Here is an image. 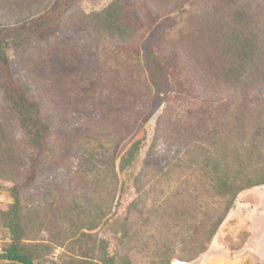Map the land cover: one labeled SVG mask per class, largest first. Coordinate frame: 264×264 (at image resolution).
I'll use <instances>...</instances> for the list:
<instances>
[{
    "label": "trees",
    "instance_id": "16d2710c",
    "mask_svg": "<svg viewBox=\"0 0 264 264\" xmlns=\"http://www.w3.org/2000/svg\"><path fill=\"white\" fill-rule=\"evenodd\" d=\"M133 2L144 27L129 24ZM75 3L0 0V192L11 199L0 259L132 264L135 250L147 264H190L237 195L264 185L262 20L240 0H111L74 15L76 39L114 48L143 74L146 97L125 130L106 103L56 126L48 84L14 77L9 52L50 58Z\"/></svg>",
    "mask_w": 264,
    "mask_h": 264
},
{
    "label": "rangeland",
    "instance_id": "374dc122",
    "mask_svg": "<svg viewBox=\"0 0 264 264\" xmlns=\"http://www.w3.org/2000/svg\"><path fill=\"white\" fill-rule=\"evenodd\" d=\"M110 1L76 0L73 7L75 12L66 13L59 32L48 45L50 58L35 61L30 50L9 52L14 77L24 79L39 75L37 85L48 84L45 107L50 106L53 113L59 108L55 116L56 126L66 119L84 121L88 119L87 116L104 114L99 107L106 103L113 113L112 128L125 130L129 119L133 120L140 104L145 102L141 72L134 71L114 48H107L103 52L102 47L95 48L87 45L85 40L76 39L78 35L73 32L78 23L74 15L78 17L81 16L80 12L99 11ZM240 1L255 11L264 25V0ZM128 11L131 26L144 27L147 24L136 2L131 4ZM42 51L48 52L45 49ZM100 73L103 76L98 86L97 80L92 78ZM165 129L172 130V126L168 124ZM10 202L8 195L0 192V209H5ZM0 233V243H3L7 240V233L5 230H0ZM105 236L109 238L111 234L106 232ZM110 245L111 251L114 245L112 239ZM61 251L62 248H55L50 259L57 261ZM130 258L132 264H147L149 259L135 250L130 252ZM190 264H264V185L243 190L237 195L206 251Z\"/></svg>",
    "mask_w": 264,
    "mask_h": 264
},
{
    "label": "water",
    "instance_id": "95a60500",
    "mask_svg": "<svg viewBox=\"0 0 264 264\" xmlns=\"http://www.w3.org/2000/svg\"><path fill=\"white\" fill-rule=\"evenodd\" d=\"M3 263H5V264H23V263H20L18 261H14V260L0 259V264H3Z\"/></svg>",
    "mask_w": 264,
    "mask_h": 264
},
{
    "label": "bare ground",
    "instance_id": "6f19581e",
    "mask_svg": "<svg viewBox=\"0 0 264 264\" xmlns=\"http://www.w3.org/2000/svg\"><path fill=\"white\" fill-rule=\"evenodd\" d=\"M172 264H185V263H182V262H179V261H173V263Z\"/></svg>",
    "mask_w": 264,
    "mask_h": 264
},
{
    "label": "built area",
    "instance_id": "2783aa9c",
    "mask_svg": "<svg viewBox=\"0 0 264 264\" xmlns=\"http://www.w3.org/2000/svg\"><path fill=\"white\" fill-rule=\"evenodd\" d=\"M0 241H1V239H0ZM0 252H1V248H0Z\"/></svg>",
    "mask_w": 264,
    "mask_h": 264
}]
</instances>
